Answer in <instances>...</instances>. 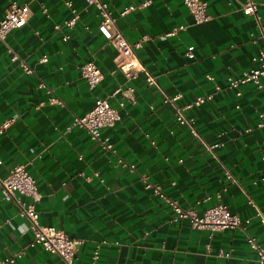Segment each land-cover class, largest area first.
I'll return each mask as SVG.
<instances>
[{
	"label": "crops",
	"instance_id": "1",
	"mask_svg": "<svg viewBox=\"0 0 264 264\" xmlns=\"http://www.w3.org/2000/svg\"><path fill=\"white\" fill-rule=\"evenodd\" d=\"M11 1L0 0V18ZM43 1L47 11L32 1L28 22L0 39V125L10 121L0 130V177L27 163L41 194L40 222L83 239L75 264H259L248 234L264 246L257 213L264 214V76L261 87L228 83L257 64L264 0H257L259 19L244 13L245 0H207L210 18L203 22L195 21L184 0H106L126 38L141 39L135 51L145 69L131 80L117 66L116 47L99 30L102 15L95 4L72 0L78 17L70 26L66 20L74 11L65 0ZM179 25L184 27L167 34ZM190 45L193 56L186 53ZM14 52L32 72L12 58ZM91 60L104 73L94 86L81 68ZM148 73L155 83L148 82ZM131 83L135 99L120 106L122 93L113 91ZM177 94L201 137L165 101ZM208 94L212 97L186 106ZM52 95L60 101L51 102ZM105 96L121 112L114 126L101 128L113 148L79 125L65 130ZM144 174L199 214L220 193L232 211L250 221L246 229L210 230L188 218L173 220L172 206L145 186ZM32 236L28 219L0 189V256L22 251L7 264H65L41 245L30 246ZM220 249L230 256L219 255Z\"/></svg>",
	"mask_w": 264,
	"mask_h": 264
},
{
	"label": "built area",
	"instance_id": "2",
	"mask_svg": "<svg viewBox=\"0 0 264 264\" xmlns=\"http://www.w3.org/2000/svg\"><path fill=\"white\" fill-rule=\"evenodd\" d=\"M34 0H26L22 3L12 0L7 6L4 15L0 18V39H5L7 33L16 27L25 25L31 14L30 3ZM44 11H47L46 4L43 0H38ZM150 0L144 1L143 4L148 3ZM190 11L193 13L196 22L207 21L210 18L208 12L207 0H184ZM89 4H95L101 15L102 20L99 22L98 27L102 34L107 37L113 45L116 47L118 54L116 57L117 66L120 67L125 73L128 80L137 77L140 71L144 70V64L140 60L135 51V46L141 44V39L137 42L129 41L122 30L118 27L116 17L113 16L108 8L106 0H86ZM67 6H69L74 14L66 20V23L73 26L78 17V12L73 7L72 0H65ZM133 6L126 7L122 14L129 11ZM258 2L257 0H245L242 3V10L246 14H257ZM261 24V35L264 39V23ZM59 27V25H56ZM184 25L174 27L168 31L167 34H173L178 29L183 28ZM145 35L143 38H145ZM64 38H68V34L64 35ZM193 45H190L186 53L189 56H193ZM13 59H20V63L27 72H32V67L19 55L14 52ZM257 64L249 70L244 71L242 75L237 77H229L228 85L230 87H239L242 83L253 82L258 87L262 86V77L264 76V41L260 47L258 53L254 56ZM82 73L91 86L96 85L104 77L102 69L94 62L87 61L82 66ZM147 80L149 83H155V77L148 73ZM41 86H46L44 82H40ZM48 91H53V88L47 87ZM121 92L122 98L119 101V105L123 106L127 99H135V86L131 83L126 87L119 86L113 93ZM240 93V90L238 91ZM180 94L170 96L166 95L165 101L171 103L176 110L177 119L179 122L187 123L192 132L201 137L196 127L193 125V120L184 113L185 106L177 104V98ZM212 94L199 95L191 103L199 104L207 98H211ZM51 102H59L60 98L56 95H52ZM121 119V112L119 107L110 103L108 97H98L95 100L94 105L86 113L82 115H75L72 122L66 127L65 130L69 131L74 125L83 127L89 136L95 140L101 142L104 146L113 148L112 143H108L102 136L101 128L104 126H114ZM9 120L0 125L2 131L8 124ZM263 124V123H261ZM220 142L214 145H209L212 149L213 146L219 145ZM123 165L129 166L131 169L135 167L133 163H128L122 158L119 159ZM227 173L231 176L229 171ZM145 179V186L153 188L155 193L159 194L162 199L166 200L173 208L174 214L173 220H179L188 218L191 224L195 227L214 229H225L243 227L246 229L247 222L250 221L249 217L242 218L238 213L232 211L227 203L221 200V195L218 193V200L212 205L208 206L202 214H199L193 207H185L181 205L177 199L169 196L163 189L159 182H153L148 179V175H143ZM0 189L3 197L7 200L14 201L18 205V213L22 217L28 219V227L31 230L33 236L29 241L30 246L41 245L44 249L51 253L60 255L65 264H75L76 251L83 242L81 237H76L65 231L62 227L55 224H44L39 220V212L36 208V202L40 199L41 194L38 189L33 174L28 170L27 163L15 164L7 175L0 177ZM250 203H254L253 199L249 197ZM261 221L264 224V214L259 210L257 212ZM248 241L250 245L257 251L259 257V264H264V246L258 242L255 235L248 234ZM98 248L95 251L94 258L97 257ZM230 251L220 249L218 254L222 256H230ZM22 251H18L10 256H0V264H7L13 262L18 255H21Z\"/></svg>",
	"mask_w": 264,
	"mask_h": 264
}]
</instances>
